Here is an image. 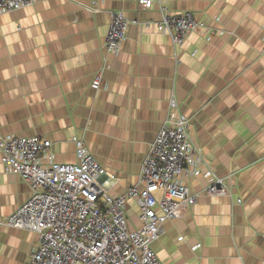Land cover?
I'll return each mask as SVG.
<instances>
[{
    "label": "crops",
    "instance_id": "crops-1",
    "mask_svg": "<svg viewBox=\"0 0 264 264\" xmlns=\"http://www.w3.org/2000/svg\"><path fill=\"white\" fill-rule=\"evenodd\" d=\"M161 4L195 12L206 26L176 46L153 24ZM112 11L138 20L117 55L104 48ZM263 34L264 0H159L145 9L137 0H32L0 11V132L48 139L59 163L77 162L82 139L115 177L109 194H119L139 184L174 95L191 144L231 195L185 177L196 202L165 222L152 248L162 264H264ZM30 195L0 154V217ZM139 215L127 199L130 229L141 226ZM37 243L33 231L0 226V264H28Z\"/></svg>",
    "mask_w": 264,
    "mask_h": 264
},
{
    "label": "built area",
    "instance_id": "built-area-1",
    "mask_svg": "<svg viewBox=\"0 0 264 264\" xmlns=\"http://www.w3.org/2000/svg\"><path fill=\"white\" fill-rule=\"evenodd\" d=\"M31 2L0 0V11L16 10ZM152 2L159 0H137L141 9ZM161 12L153 24L176 46H181L192 30L206 26L189 10L171 12L161 4ZM131 22L138 20H128L121 11L111 12L104 41L108 54H119ZM144 25L150 26L151 21ZM99 83L100 76L96 75L91 85L98 88ZM188 125V118L171 95L166 117L142 162L139 184L114 195L109 194L106 184L115 177L107 174L82 139L74 140L77 162L59 163L48 139L0 132L4 171L18 174L31 189L26 202L12 214L0 217V226L38 235L28 264H162L152 243L164 233L166 221L196 202L185 177L203 176L208 179V194L231 195L224 177L218 176L191 144ZM129 198L136 201L140 211L142 224L135 229L127 222Z\"/></svg>",
    "mask_w": 264,
    "mask_h": 264
}]
</instances>
